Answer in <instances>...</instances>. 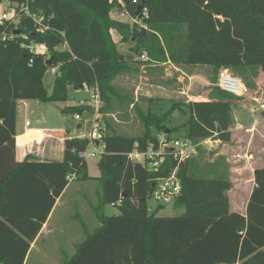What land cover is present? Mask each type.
<instances>
[{
    "label": "trees",
    "instance_id": "trees-1",
    "mask_svg": "<svg viewBox=\"0 0 264 264\" xmlns=\"http://www.w3.org/2000/svg\"><path fill=\"white\" fill-rule=\"evenodd\" d=\"M133 1L34 0L31 10L49 26L44 33L29 17L17 26L0 23V264L25 263L30 242L69 184V174H75V180L99 182L92 203L98 225L86 229L74 254L60 264H264V165L254 171L245 214L232 211L233 183L219 163L204 168L194 156L178 161L167 155L154 170L129 159L135 148L158 147L153 127L171 140L163 118L150 111L140 114L145 125L140 136L115 133L109 121L100 128L98 177L88 174L87 161L79 157L91 143L88 137L67 138L62 161L16 160L18 101L62 102L70 87H97L104 102L101 113H107L116 101L127 100L114 80L133 70L144 53L154 63L209 65L216 74L214 83L220 69H230L250 89L255 83L247 74L255 79L264 72V0ZM139 6L147 8V17L137 13ZM114 8L127 10L137 21L114 18ZM113 32L132 44L131 52L121 51ZM24 41L45 45L49 56L30 52L21 46ZM50 67L57 68L51 93L44 84ZM241 99L216 85L207 100L187 102L184 137L198 149L207 138L229 142L232 105ZM62 111L82 115L94 109L78 105ZM176 168L182 190L172 203L184 213L157 215L165 204L150 212L148 200L158 181ZM105 204L117 206L119 213L103 214Z\"/></svg>",
    "mask_w": 264,
    "mask_h": 264
},
{
    "label": "rangeland",
    "instance_id": "rangeland-1",
    "mask_svg": "<svg viewBox=\"0 0 264 264\" xmlns=\"http://www.w3.org/2000/svg\"><path fill=\"white\" fill-rule=\"evenodd\" d=\"M9 1L10 0L2 1L0 4V14L3 10L10 11ZM113 17L130 22L131 24L133 23L131 16L122 15L121 12H117L116 8L113 9ZM112 36L123 53L131 52V43L122 41L120 35L116 32H113ZM41 50L45 55L49 56L47 49L41 48ZM132 66L133 70L119 75L113 82L119 94L127 98V100H125L124 104L116 101L113 109L107 113H101V110L99 114L95 112H86L81 115L83 121L79 122L75 119V113L72 111H62V109L67 107L78 106L79 100L90 98L94 91V87L84 86L79 89L70 87L68 90V99L62 102L27 100L26 103H22L18 101L16 106L18 119H21L23 122L28 120L32 123L31 127L33 128L41 129L47 127L51 130L64 129L70 135L86 134L98 140L100 137L99 129L103 128L107 121L114 127L115 133L127 136H140L145 131V125L140 114H146L150 111L151 114L163 118L166 130H168L167 133H170L169 130L172 131L170 133V141L183 139L186 135L184 124L189 117V108L186 104L189 97L185 95L187 90L186 84L189 79L186 76L187 74H183V72L189 73L187 68L182 69L181 72V70H176L169 64H158L149 61L136 62ZM228 71L240 77L246 84L243 77L233 73L230 69H228ZM56 72L57 70L55 67H50L45 75L44 84L50 93L53 89ZM214 79L216 80V75ZM247 79L252 82L254 81L255 86L252 87V89L247 86L250 89L249 97L246 98L247 96H244L245 102L240 103L245 104L246 102H250L248 106L249 109L255 105L257 108L258 104L252 100V96L257 95L261 100H264V77L262 79L263 85L259 86L260 88H256V79H254L251 74H247ZM214 86L216 85L208 87L209 89L200 86L204 89L202 91L199 87L200 91H198V94L205 97L209 95L210 97ZM189 96H192L191 93ZM103 106L104 102L102 104V107ZM248 111L249 114L253 115L252 111ZM255 114L256 120H259L256 132L255 129L254 132L250 134L244 133V130L238 131L235 134L236 138L234 137V141H231L229 144H224L220 149L219 147L216 149L215 143L201 145V149H198V146L193 144L188 151L190 157L194 156L196 158L200 167L206 166L204 168H209L211 167L210 165L219 163L222 168L228 169L230 179L233 183V187L229 191L232 211H245L248 197L253 186V168L264 163V121L258 110ZM239 117L247 121V123H244V126L248 125V127H252L255 124V121L248 120L247 114H239ZM91 120L94 121L92 122ZM233 122L234 121H232V125ZM79 124H83V126L77 128ZM93 124L97 126L98 132L95 131L91 134ZM151 132L153 135H159V138L165 142H170L166 137V133L163 131H158L157 128L153 127ZM102 149V145L98 147L91 143L87 151L89 153H101ZM217 152H221L220 157L215 155ZM35 153L39 154L40 152L36 150ZM251 154L252 156H250ZM256 160H258V163H255ZM86 161L88 174L92 177L100 176L101 170L98 165L99 156L87 158ZM201 174L204 175L202 172ZM99 186V182L96 179H91V181L87 182L75 179L69 181V184L64 189L66 193L63 198L60 200L59 197L56 198L53 208L49 213L47 219L50 218V215H53V217L49 222L48 228L45 229L39 239L30 242L29 251L31 252L27 264H60L58 262V256L59 249L61 248H66L64 256H72V254H70L72 246L69 244L72 237L68 240V236L61 235L57 224L59 221L66 223L68 221L80 222L81 220L85 221L90 227H93L96 223L98 224V220L94 213L91 210L89 211L88 207L84 204L85 201H83V197L94 200L95 189ZM48 204L49 202L45 204V209ZM159 204L158 201L151 197L148 200L150 212H154ZM102 211L103 214L111 216L118 214L119 208L112 204H105ZM183 213L184 209H175L173 203H169L165 204V206L157 212V215L175 216ZM46 221L42 224L41 231L46 226ZM63 230H65V227Z\"/></svg>",
    "mask_w": 264,
    "mask_h": 264
},
{
    "label": "crops",
    "instance_id": "crops-1",
    "mask_svg": "<svg viewBox=\"0 0 264 264\" xmlns=\"http://www.w3.org/2000/svg\"><path fill=\"white\" fill-rule=\"evenodd\" d=\"M112 16H113V14H112ZM158 64H169V65L173 66L176 70H181V72H182V69L187 68L189 73L183 72V74H187L186 76L189 79L188 83L186 84L187 90L185 92V95L187 97H189V100H187L186 102L194 101V100H207L208 98L211 97V96L209 97V95L206 97L202 96L201 94H198V91H200L199 90L200 86L205 87V89H209L208 87L216 85V83L214 84V76L216 74L213 70V67H211L209 65H186V66L179 67V66L175 65L174 63H172L171 61L158 63ZM263 77H264V72H259L258 76L255 78L256 79V85H257L256 88L263 85V83H262ZM201 89L203 91L204 88H201ZM190 93L192 95L191 97L189 96ZM248 97L249 96H247L246 98H248ZM241 98H242L241 100H238L236 103H234L232 105V114H233L232 116L234 117V119H233L234 122L230 128L231 134H232L231 140L229 142L224 143L223 141H221L219 139L213 138L211 144L215 143L216 149H218V147L220 149L224 146V144H229V143H231V141H234V137L236 138L235 134L238 131L244 130V133L250 134L251 132H254V129H255V132H256L257 123L259 122V120H256L254 115H256L255 113L257 112V110L262 115V118H263L262 120L264 121V112H262L259 109H256V105L251 107V109H249L248 106H249L250 102H248V103L246 102L245 104H242L240 102H245V101H244L243 97H241ZM82 100H86V99H82ZM80 101L81 100H79V102ZM20 102L26 103V101H20ZM248 110L252 111L253 115L249 114ZM239 114L240 115H246L247 114L248 120L249 121H255V124L252 127L251 126L248 127V125L244 126V123H247V121H244L241 117H239ZM28 122H29L28 120L24 121V122L21 121V119H18V116H17L16 127H15V140H16L15 156H16V160L18 162H23L27 158L30 161H62L64 158L65 140L67 138H70V137L80 136L77 134L70 135L64 129H56V130L52 129L51 130L47 127L41 128V129L33 128V127H31L32 123L29 122V124H27ZM80 126H81V124L77 125V128H80ZM254 135H255V133H254ZM36 150H38L40 153L39 154L35 153ZM215 155H217V157H220L221 152H217ZM250 156H252V154ZM257 161L258 160H256L255 163H258ZM263 165H264V163L257 165L253 168V171H252V180H253L252 189H253L254 183H255L254 182V171L256 168H260ZM88 181H91V180H88ZM98 191H99V187L95 189L94 200H92L91 198L83 197V201H85L84 204L88 207L89 211L90 210L92 211V203L96 201ZM65 193H66V191H64L62 193V195L59 197V200L61 198H63ZM82 194L85 195L84 193H82ZM249 197H250V195H249ZM249 197H248V199H249ZM76 202H77V200H76ZM230 202H231V199H230ZM246 206H247V204H246ZM230 207H231V204H230ZM237 212H240V211H237ZM245 212H246V209L244 212H240V213L245 214ZM52 217H53V215H50V218L47 219V221H46V226L42 229V231L40 230L39 234L34 239V241L36 239H39V237L42 236V233L45 231L46 228H48L49 222L52 220ZM59 222L57 225L59 226L60 234L64 235V236H68V240L70 237H72L70 239V242H69V244L72 246V250L70 249V254H74L75 245L85 239L86 229L92 230L93 228H95L98 225L96 223L93 227H90L86 222H84V225H83L81 223V221L80 222H69L68 221L66 223H64L63 221H59ZM64 227H65V230H63ZM58 234H59V232H58ZM59 250L60 251H59V256H58V262L60 263L61 260L64 258V253L66 251V248L65 249L61 248ZM30 252L31 251H29V253L27 254L25 264L28 263V260L30 257L29 256Z\"/></svg>",
    "mask_w": 264,
    "mask_h": 264
},
{
    "label": "built area",
    "instance_id": "built-area-1",
    "mask_svg": "<svg viewBox=\"0 0 264 264\" xmlns=\"http://www.w3.org/2000/svg\"><path fill=\"white\" fill-rule=\"evenodd\" d=\"M33 1L34 0H22L21 2L9 1L10 11L3 10L1 12L0 23L8 22L10 23V25L17 26L23 17H29L37 25L38 27L37 30L41 33H44L46 30L49 29V26L43 24L42 22L43 17L39 16L37 13L31 10L30 4ZM133 3H137V0H134ZM141 13L143 14L142 16L147 17L148 16L147 8H143V10H141ZM121 14L131 16L127 10L121 12ZM131 18L133 19V23L137 21L135 18L133 17ZM21 46L29 49V51L32 53H44L41 50V48L46 49L45 45L36 42L24 41L21 43ZM64 46H67V42L63 45V47ZM140 59L143 61H148L149 57L146 53H144L141 55ZM216 85L220 87L223 91L239 97L248 96L250 92V89L243 82V80L240 77L231 74L226 68H222L219 70ZM252 100H254L258 104L256 109H259L262 112H264V100H261L257 95H254L252 97ZM102 104L103 101L101 99L97 87H94V91L92 92L90 98L86 100H81L79 102L80 106H88L93 108L96 114L100 113ZM75 119L79 122L83 121V118L79 113L75 114ZM91 121L93 122L94 120ZM27 124H29V122ZM82 126L83 124H81V127ZM95 131L98 132V129L97 126L93 124L91 134H93ZM80 137L90 138L91 143L98 147L101 145L100 143L99 145H97L96 139L93 138L91 135L88 136L86 134H83L80 135ZM212 139L213 138H207L201 141L200 144L209 145L211 144ZM192 146H193L192 142L185 137L183 139H176L174 141H170L169 143L159 138V145L157 148L150 147L146 151H139L137 148H135L132 152L128 153V157L133 162H138L147 166L150 169L157 170L161 166L163 160L167 155H173L175 159L178 161H181L186 157H190V153L188 151L189 149H191ZM87 149L80 152L79 154L80 158L87 160V158L100 156L101 154L96 152L89 153ZM75 177H76L75 174H69L67 176V180L71 181L75 179ZM181 190H182L181 181L177 175V168H176L174 169V171L171 173L170 176L160 179L158 181V185L152 197L160 204H169L172 203L175 200V198L181 194Z\"/></svg>",
    "mask_w": 264,
    "mask_h": 264
},
{
    "label": "water",
    "instance_id": "water-1",
    "mask_svg": "<svg viewBox=\"0 0 264 264\" xmlns=\"http://www.w3.org/2000/svg\"><path fill=\"white\" fill-rule=\"evenodd\" d=\"M141 10H142V7L139 6V7H138V10H137V13H140ZM17 33H20V31H18ZM51 61H52V58L49 59V61H48L47 64H50ZM80 127H81V126H80ZM96 143H97V145H99V143H100L99 140H98Z\"/></svg>",
    "mask_w": 264,
    "mask_h": 264
}]
</instances>
